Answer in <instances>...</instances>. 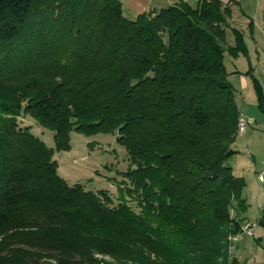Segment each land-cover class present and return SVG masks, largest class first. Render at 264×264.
<instances>
[{
  "label": "trees",
  "instance_id": "1",
  "mask_svg": "<svg viewBox=\"0 0 264 264\" xmlns=\"http://www.w3.org/2000/svg\"><path fill=\"white\" fill-rule=\"evenodd\" d=\"M225 53L246 44L221 0L134 18L120 0H0V264H246L227 252L247 204L227 163L239 112ZM70 130L117 132L118 192L138 210L57 173Z\"/></svg>",
  "mask_w": 264,
  "mask_h": 264
},
{
  "label": "rangeland",
  "instance_id": "2",
  "mask_svg": "<svg viewBox=\"0 0 264 264\" xmlns=\"http://www.w3.org/2000/svg\"><path fill=\"white\" fill-rule=\"evenodd\" d=\"M237 17L240 18L241 14L234 7L231 20H236ZM244 59V56L240 55L239 61L245 63ZM253 60L257 62L256 59ZM239 61L228 53L224 54L227 70H231L235 65L238 68L240 66ZM243 95V105L248 103L256 116L243 133L237 132L231 145L235 152L228 158L227 163L232 166L234 175L244 179L245 185L242 194L246 197L247 211L249 210L246 211V215L255 221V218L264 208V180H259L257 176L258 172L264 168V116L256 108L255 93L251 84ZM18 121L22 126H30L31 131L40 137L47 146L52 147L54 145L53 132L50 129L40 126L28 115L19 116ZM69 135L70 147L54 150L53 153V158L57 162V173L68 184L81 183L85 189L92 191L105 189L110 194L114 204L119 199H123L133 209L138 210L135 200H132L125 193L119 194L118 192V186L124 184L121 172L127 169L129 161L124 146L116 140L117 132L86 133L70 130ZM254 232V235L262 236L260 234L264 232V228L257 224ZM252 237L253 235L245 234L238 238L237 242H234L235 246L231 254L241 258L256 255V260L264 259V236H262L260 243L254 241ZM96 256L100 257L98 254ZM104 257L107 260L110 259L107 256Z\"/></svg>",
  "mask_w": 264,
  "mask_h": 264
},
{
  "label": "crops",
  "instance_id": "3",
  "mask_svg": "<svg viewBox=\"0 0 264 264\" xmlns=\"http://www.w3.org/2000/svg\"><path fill=\"white\" fill-rule=\"evenodd\" d=\"M120 1L122 5L123 14L128 18H134L139 12L143 10H147L149 8L159 9L161 7H165L170 4L176 3L180 0H120ZM184 1L188 2L193 7H195L198 2V0H184ZM221 1L223 3L230 4L231 19L234 13V7H236L239 10V13L241 14L240 18L237 17L236 20H231V24L242 30L244 42L246 44V53L239 54L238 56L234 57V59L239 61L240 55H242L245 58L244 59L245 63L239 61L240 66L238 68L235 65L231 70H227L229 72L228 79L230 80L232 86L235 89V101L237 104L239 114L249 115L255 119L256 115L253 114L252 107L248 106V103L244 104L245 105L244 106L243 105L244 102L242 98L244 97L243 93L247 90L250 84L252 85L250 74L247 72L248 70L252 75H254L259 80L261 86L262 84H264V73H262V66H264V0H221ZM253 59H256L257 62H255V60ZM262 88H264V86H262ZM255 103H256V94H255ZM259 180L261 179L259 178ZM244 199L245 202L248 203L246 201V197H244ZM246 211H247V206L245 210L238 213V216L240 217L241 220H251V218H249L246 215ZM260 213L255 218L256 220L259 217ZM232 215L235 216L234 211L232 212ZM254 234L252 239L258 243L262 242V236H264V232L260 234L262 236H256ZM249 242L251 243V241ZM233 256L238 258L240 261H245L246 264H264V259L260 258L256 260L255 257L256 255L253 257L245 256V258H241L236 255Z\"/></svg>",
  "mask_w": 264,
  "mask_h": 264
},
{
  "label": "bare ground",
  "instance_id": "4",
  "mask_svg": "<svg viewBox=\"0 0 264 264\" xmlns=\"http://www.w3.org/2000/svg\"><path fill=\"white\" fill-rule=\"evenodd\" d=\"M242 123H244V114H239L237 118V132L240 133L241 128H242ZM261 179V176H259ZM244 228H251V220H245L242 222L241 229L239 232H237L235 235H228V245H227V250L228 253L231 254L234 249V242L236 239L240 238L242 236V232H244Z\"/></svg>",
  "mask_w": 264,
  "mask_h": 264
},
{
  "label": "built area",
  "instance_id": "5",
  "mask_svg": "<svg viewBox=\"0 0 264 264\" xmlns=\"http://www.w3.org/2000/svg\"><path fill=\"white\" fill-rule=\"evenodd\" d=\"M262 73H264V66H262ZM253 118L249 115H245L244 114V123H242V128L240 133H242L245 128L251 124V122H253ZM257 176H261V180H264V168H262L259 172ZM238 219H240L239 217H237ZM242 221V220H241ZM257 226V220H251V228H244V232H242V235H249L252 236L254 234V229Z\"/></svg>",
  "mask_w": 264,
  "mask_h": 264
}]
</instances>
